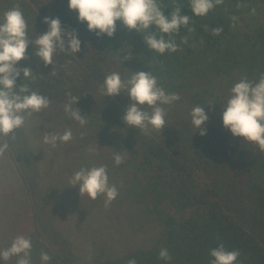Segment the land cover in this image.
<instances>
[{
  "label": "trees",
  "instance_id": "16d2710c",
  "mask_svg": "<svg viewBox=\"0 0 264 264\" xmlns=\"http://www.w3.org/2000/svg\"><path fill=\"white\" fill-rule=\"evenodd\" d=\"M160 2L161 10L169 17L179 3L182 14L192 17L190 26L195 27L192 33L180 27L176 37L180 50L175 53L160 55L149 50L141 34L129 31L119 21L113 37L98 38L87 30L86 23L78 22V13L69 9L68 0H0V19L6 10L20 6L31 39L47 31L42 21L49 16L58 17L66 30L75 29L81 41V50L75 56L57 52L53 65L47 67L32 55L33 47L29 45V59L17 66L31 67L34 78L25 83L47 96L51 103L47 108L50 113L44 109L28 119L41 117L40 123L42 120L51 128L65 126L70 116L64 111L68 102L66 94L79 97L74 107L81 108L79 112L92 124L90 128L97 125L99 140L117 152L131 150L129 162L124 166L133 168V178L140 181L138 174L146 171L150 193L160 191L156 197L161 196L170 206L184 212L191 210L189 216L180 219L161 214L158 222L164 241L158 245L168 246L172 257L170 261L162 260V264H210L213 259L210 250L221 243L227 250L240 251L236 264H264V152L254 143L234 137L223 127L221 115L233 84L242 76L258 81L264 72V0H224L204 17L192 14L189 0ZM238 3L245 6L238 8ZM253 8L255 14L251 12ZM233 15L239 18L235 28L230 27L229 17ZM215 27L224 31L213 36L210 32ZM148 31L155 32V26ZM183 36L188 37L186 44L181 43ZM127 55L131 58L124 59ZM105 70L119 73L124 80L137 71H151L166 93L180 95L179 101L164 106L167 115L162 132L150 129V135L146 136L124 122L122 118L130 102L126 91L117 95V102L108 108L88 106V92L103 83ZM22 82L21 74L17 86ZM54 100L58 104L52 106ZM197 105L205 106L209 119L196 130L190 112ZM171 107L178 118L175 124L168 119ZM101 123L106 124L104 132ZM201 130H206V134L201 136ZM83 139L78 141L80 147L73 148L100 149L98 144L87 147L89 140ZM95 140L92 141L98 142ZM11 142L20 151L17 141ZM138 158L142 161L133 165L131 161ZM201 173L208 176L204 190H201ZM144 242L148 241L137 244ZM55 263L58 264L56 259Z\"/></svg>",
  "mask_w": 264,
  "mask_h": 264
},
{
  "label": "clouds",
  "instance_id": "9594fccd",
  "mask_svg": "<svg viewBox=\"0 0 264 264\" xmlns=\"http://www.w3.org/2000/svg\"><path fill=\"white\" fill-rule=\"evenodd\" d=\"M223 3L224 0H189L191 12L196 17L206 16ZM162 6L160 0H68L69 9L78 13V22L86 23L87 30L98 38L104 35L113 37L119 21L129 31L135 30L141 34L148 49L160 55L180 50L176 37L181 26L189 33L195 32V27L190 26L192 17L182 14V6L179 3L175 4L170 17L164 15ZM243 6L245 5L242 3L237 4L238 8ZM251 12L255 14L256 9L253 8ZM229 19L232 21L230 27L235 28L239 18L233 15ZM42 22L47 25V31L33 40L28 35V23L18 4L6 10L0 19V158L9 149V139L15 141L16 130L24 127L28 118L47 109L51 103L47 96L40 94L38 90H32L29 84L25 83L26 80L34 78L31 67L17 66L20 61L29 59V45L33 47L32 55L42 61L45 67L53 65V57L57 52L75 56L81 50V41L75 29L63 28L58 17L45 16ZM151 26H155L156 31L149 34ZM204 29L208 31V26L205 25ZM223 31L222 27H215L211 29L210 34L218 36ZM157 34L160 35L159 39L156 38ZM187 41V36L181 37V43L186 44ZM130 58V55L124 57ZM121 62L123 63L122 59ZM21 74L23 82L17 86L16 81ZM125 91L130 102L122 119L128 126L135 127L146 136L150 135V129L162 132L166 128L167 110L164 106H171L181 99L178 93H166L151 71H137L126 80L122 79L119 73L113 72L104 77L100 86L103 96L112 97ZM66 95L68 102L64 105L65 113L82 127L85 126L86 116H82L79 109L74 107L79 97L72 96L71 93ZM144 106L151 111L146 110ZM221 115L223 127L234 137H242L264 152V72L260 73L258 81L242 76L234 83L230 88L229 98L223 104ZM190 117L196 130L201 129L209 119L205 106L199 105L192 108ZM205 134L206 130L200 131L201 136ZM83 135L81 133V137ZM71 139L70 129L65 130L63 134L53 132L43 136L44 143L53 148ZM94 151L95 149H89V152ZM113 160L115 165L119 166L124 163L125 156L114 151ZM69 183L71 186H78L80 196L86 195L91 200L104 196L105 208H108L119 194L117 187L109 183L106 165L82 167L71 175ZM32 247L30 237L17 235L9 247L0 249V260L7 262L16 257V264H32ZM240 255L239 250H227L221 243L210 250V256L213 258L210 264H236ZM51 259L47 252L41 251V264H49ZM159 259H172L167 248L160 249ZM127 264L137 262L133 258L128 260Z\"/></svg>",
  "mask_w": 264,
  "mask_h": 264
},
{
  "label": "rangeland",
  "instance_id": "374dc122",
  "mask_svg": "<svg viewBox=\"0 0 264 264\" xmlns=\"http://www.w3.org/2000/svg\"><path fill=\"white\" fill-rule=\"evenodd\" d=\"M105 74L110 73L105 70ZM102 84L88 92L86 103L92 109H101L103 105L105 109L117 102V95L101 94ZM56 104L54 100L52 106ZM39 118L27 119L24 127L16 130L15 141L20 151L14 149L9 139V149L0 158V249L9 247L17 235H24L32 241V264H41V251L51 256L49 264H56L55 259L58 264H127L133 258L137 264H162L159 251L165 244L158 245L164 241L158 222L161 214L180 219L183 215L189 216L191 210L184 212L170 206L161 196L156 197L160 191L150 193L146 171L138 174L140 181L133 178V168L124 166L131 150L118 151L125 160L115 165L113 153L116 150L99 140L96 124L90 128L92 124L87 120L82 127L69 116L64 120L65 126L51 128L42 120L40 123ZM168 119L172 124L178 119L172 107ZM101 125L104 132L106 124ZM64 127L75 131L69 142H58L55 148L44 143V134H63ZM84 137L89 140L87 147L98 144L100 149L89 152L83 147L73 148ZM132 161L133 165H138L142 158ZM100 165L107 166L109 183L114 184L119 193L108 208L104 207V196L96 200L80 196L78 186L69 183L71 175L80 168ZM201 175V190H204L208 176ZM141 240L148 242L138 245ZM16 259L0 260V264H16Z\"/></svg>",
  "mask_w": 264,
  "mask_h": 264
}]
</instances>
